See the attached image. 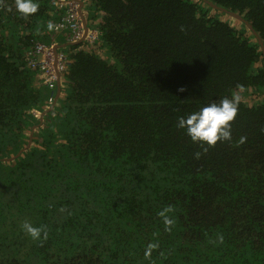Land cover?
<instances>
[{
  "label": "trees",
  "instance_id": "16d2710c",
  "mask_svg": "<svg viewBox=\"0 0 264 264\" xmlns=\"http://www.w3.org/2000/svg\"><path fill=\"white\" fill-rule=\"evenodd\" d=\"M81 1L98 37L63 48L40 122L31 110L49 107V89L26 56L64 9L37 0L24 18L0 0V264H264V58L251 31L204 0ZM209 1L264 43V0ZM248 91L259 101L240 99L231 143L176 127Z\"/></svg>",
  "mask_w": 264,
  "mask_h": 264
},
{
  "label": "clouds",
  "instance_id": "9594fccd",
  "mask_svg": "<svg viewBox=\"0 0 264 264\" xmlns=\"http://www.w3.org/2000/svg\"><path fill=\"white\" fill-rule=\"evenodd\" d=\"M14 2L17 12L20 13L24 18H27L29 15L36 13L39 8V4L37 0H14ZM46 28L49 32H52L57 29V26L51 21H48L46 24ZM181 30H183V28ZM67 40H68V36H67ZM59 52H64V51L63 49L57 50V53ZM34 70L38 73L36 69ZM38 84H40L39 81ZM239 103H240V97L238 95L233 94L231 98L227 96L223 97L219 100V102L209 103L207 105L200 107L196 111L188 113L186 116L179 117L176 127L183 129L185 134L191 139L192 142L194 143L199 142L201 146L207 145L208 147H213L215 146L217 141H221V142L228 141L231 143L232 142L231 122L235 119L237 115ZM245 141H246V137L240 136L239 140L236 141L235 143L243 144ZM202 150L206 152L207 147H202ZM200 154H201L200 152L195 153L197 158H199ZM164 223L167 226L170 225L172 221L165 218ZM21 229L32 240H41L43 238H47L46 230H44L42 227L33 226L31 223L27 221H25L21 225Z\"/></svg>",
  "mask_w": 264,
  "mask_h": 264
},
{
  "label": "built area",
  "instance_id": "2783aa9c",
  "mask_svg": "<svg viewBox=\"0 0 264 264\" xmlns=\"http://www.w3.org/2000/svg\"><path fill=\"white\" fill-rule=\"evenodd\" d=\"M57 8H63L64 13L55 24L54 33L65 31L69 41L79 40L83 35V24L78 13V4L75 0H53ZM98 37L94 28H89L86 40L91 43ZM26 61L29 67L36 69L39 74V83L49 89L48 102H53L58 75L61 76L67 67V58L64 52L57 53L56 60L53 54V44L37 42L27 52Z\"/></svg>",
  "mask_w": 264,
  "mask_h": 264
},
{
  "label": "water",
  "instance_id": "95a60500",
  "mask_svg": "<svg viewBox=\"0 0 264 264\" xmlns=\"http://www.w3.org/2000/svg\"><path fill=\"white\" fill-rule=\"evenodd\" d=\"M75 1H76L77 4H78V13H79V16H80V18H81V20H82V24H83V30H84V32H83L82 37H81L79 40H76V41H73V42H69V44H76V43H78V42H83L84 40H86V34H87V31L89 30V27H88L87 24H86V19H85V17H84L83 12H82V5H83V3H82L81 0H75ZM204 1H205L206 3H208L210 6H213V8L220 9L221 11H223V12H225V13H227V14L233 16L234 18L240 20L243 24H245L246 27L251 31V33H252L253 36L255 37L256 41H257L258 44H259V46L261 47L262 55H263V58H264V43L262 42L260 36H259L258 33L256 32V30L253 28V26H252L251 23H249L246 19H244L243 17H241V16H240L239 14H237V13H234V12H232V11H230V10H227V9L223 8V7L217 6L216 4H213L212 2H210L209 0H204ZM58 47H59V44H57V45H55V46L53 47V54H54V59H55V60H56V56H57V48H58ZM60 89H61V76L58 75L57 83H56V94H55V97H54L53 102L49 105L48 108L42 110L41 112H39V111H37V110H35V109H32V110H31V112H32L36 117H38V119H39L40 122L42 121V118H43L44 114H45L48 110H50V109L53 108L54 103H55L57 97H58L59 94H60ZM35 126H37V125H33V126L31 127V130H30V133H29V138H28V142H27V144H26L23 148L19 149L18 152H17L14 156L9 157V158H3L4 160H12V159L18 157L19 154H20L21 152L25 151V150L29 147V145L31 144V138H32L33 131L35 130Z\"/></svg>",
  "mask_w": 264,
  "mask_h": 264
},
{
  "label": "crops",
  "instance_id": "0c3cea01",
  "mask_svg": "<svg viewBox=\"0 0 264 264\" xmlns=\"http://www.w3.org/2000/svg\"><path fill=\"white\" fill-rule=\"evenodd\" d=\"M97 20L94 21V23H97ZM67 43H68V40H67V36L65 32H58V33L52 32L51 33L50 44L51 45L54 44V46L59 44V47L57 48V50H62L67 45Z\"/></svg>",
  "mask_w": 264,
  "mask_h": 264
},
{
  "label": "rangeland",
  "instance_id": "374dc122",
  "mask_svg": "<svg viewBox=\"0 0 264 264\" xmlns=\"http://www.w3.org/2000/svg\"><path fill=\"white\" fill-rule=\"evenodd\" d=\"M237 95L240 97L241 100L246 102L247 104H252L253 102L259 101V97H257L255 94H252L251 92H246L245 94L237 93Z\"/></svg>",
  "mask_w": 264,
  "mask_h": 264
},
{
  "label": "flooded vegetation",
  "instance_id": "af4514ba",
  "mask_svg": "<svg viewBox=\"0 0 264 264\" xmlns=\"http://www.w3.org/2000/svg\"><path fill=\"white\" fill-rule=\"evenodd\" d=\"M69 42H71V41H68V43H67V44H69Z\"/></svg>",
  "mask_w": 264,
  "mask_h": 264
}]
</instances>
